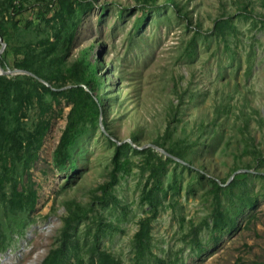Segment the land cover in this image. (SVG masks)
<instances>
[{
    "label": "rangeland",
    "instance_id": "rangeland-1",
    "mask_svg": "<svg viewBox=\"0 0 264 264\" xmlns=\"http://www.w3.org/2000/svg\"><path fill=\"white\" fill-rule=\"evenodd\" d=\"M173 2L156 0L148 10L139 0H95L84 11L73 5L77 28L67 59L95 41L90 61L97 57L109 133L87 123L70 147L71 168H57L70 104L60 99L47 111L40 143L33 141L36 102L24 103L15 116L10 109L0 127V176L6 165L11 177L0 184V264H40L57 247L66 215L78 216L57 264H96L95 243L118 264H133L144 216L151 220L142 264H158L157 257L164 264H264V0ZM243 3L247 11L239 15ZM223 12L236 26L227 45L209 32ZM34 15L30 9L25 18ZM32 30L43 33L44 23ZM6 56L12 63L14 55ZM167 124V144L185 145L183 158L144 149ZM133 134L139 146L130 142ZM9 136L16 139L11 148ZM124 142L116 166L114 146ZM160 162L156 181L150 167ZM235 165H249V172L215 189L212 179L228 185ZM13 179L24 194L34 189L31 209L11 208ZM155 181L153 210L146 193Z\"/></svg>",
    "mask_w": 264,
    "mask_h": 264
},
{
    "label": "trees",
    "instance_id": "trees-1",
    "mask_svg": "<svg viewBox=\"0 0 264 264\" xmlns=\"http://www.w3.org/2000/svg\"><path fill=\"white\" fill-rule=\"evenodd\" d=\"M139 1L142 3L141 8L144 10L150 9L152 5L157 6L155 4L156 0ZM170 1L173 2V0ZM94 2L95 0H0V36L6 42L5 49L0 56V65L4 69L20 68L33 74H0V127L3 126V121L10 114V109L15 116L24 103L35 101L39 108V118L36 122L33 141L40 143L46 129L45 114L60 99L65 100V102L70 104V108L54 154L57 168H71L70 147L86 129L87 123L100 124L109 133L106 118L102 116L100 108L102 101L99 99V87L102 81L97 71V63L95 61L97 57H95L93 62L90 61V51L94 47L95 41L92 40L88 45L81 48L78 55L72 60L68 61L67 59L69 43L77 28L76 23L71 21L73 5L76 4V8L79 11H84L92 7ZM173 4L176 9H179L178 3L173 2ZM246 5V3H243L238 6L239 15H245L244 12L247 11ZM30 9L33 10L35 15L33 18L26 19L25 13ZM50 11H53L52 15H49ZM262 14L264 15V12ZM41 22L44 23V32L34 34L35 31L32 28L34 26L37 27ZM235 31L236 26L233 23L232 15L226 12L214 19L213 27L209 30L210 35L222 39L226 45L228 37L232 36ZM9 53L14 55L12 63H9L6 58ZM172 116L173 114L170 117L172 118ZM171 118L168 119V123ZM170 132L171 129L167 124L164 131L157 135V138L151 143L167 151L170 154L169 158H173V156L183 158L182 149H185V145H178V147L173 148L167 144ZM5 139L11 140L9 148L16 140L10 136L5 137ZM129 139L130 142L139 146L140 141H138L137 135H130ZM125 145L128 146V142L123 144L115 143L112 160L116 166L120 162V154H122V149ZM151 148L152 146H146L144 149L151 152ZM251 151L256 156L260 153L255 148V145ZM34 156V152L29 153L25 157L24 163L26 164ZM163 166L164 163L162 162L160 164H151L150 173L152 179L160 180L159 176L164 170ZM248 168H250L249 165L243 167L235 165L232 167L233 177L228 185L223 186L225 183L223 180L212 179V186L215 189L216 187L227 189L237 180L241 181L244 174L249 172ZM143 169H146V167ZM3 170L4 174L0 176V184L5 179L11 180V177L5 172L8 170L6 165L3 166ZM197 172L200 173L201 171L197 170ZM156 181L146 193L147 200L153 210L155 203L152 201L150 194L158 187ZM17 184L14 179L10 183L11 208L26 205L31 209L35 198L34 189L29 187L28 192L24 194L22 188L18 189ZM74 216L78 215H66L62 218L60 241L57 247L50 249L40 264H57V262L62 260L61 252L66 249L67 238L71 237L68 230L71 219ZM150 220V216H144L138 220V229L133 242L135 251L133 264H142L141 258L144 251L149 252ZM224 224L229 228L233 222ZM25 225V223L22 224L19 230L23 229ZM105 228H108V225ZM1 237L3 238V236ZM1 237L0 241L2 240ZM96 245V243L92 245V249L96 251V264H118L107 252L98 249ZM80 260L77 259V263L82 264ZM156 260L158 264L165 263L159 257Z\"/></svg>",
    "mask_w": 264,
    "mask_h": 264
},
{
    "label": "water",
    "instance_id": "water-1",
    "mask_svg": "<svg viewBox=\"0 0 264 264\" xmlns=\"http://www.w3.org/2000/svg\"><path fill=\"white\" fill-rule=\"evenodd\" d=\"M5 47V43L4 41L2 40L1 36H0V53L3 51ZM16 74V73H24V74H31L33 75L30 71L28 70H25V69H20V68H13V69H10V68H7V69H4L1 65H0V74ZM102 127V126H101ZM103 129V128H102ZM144 146V145H142ZM141 146V147H142ZM147 146H152L154 147L155 149H157L158 151L162 152L163 154L165 155H170L167 151H165L163 148L155 145V144H152V143H148ZM174 157V156H173ZM175 159H178L177 157H174ZM239 171V170H238ZM237 172V171H235Z\"/></svg>",
    "mask_w": 264,
    "mask_h": 264
}]
</instances>
